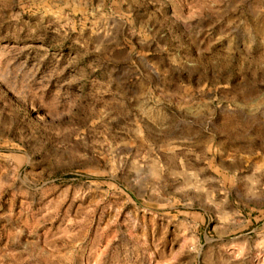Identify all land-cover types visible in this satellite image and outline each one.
<instances>
[{
    "label": "rangeland",
    "instance_id": "1",
    "mask_svg": "<svg viewBox=\"0 0 264 264\" xmlns=\"http://www.w3.org/2000/svg\"><path fill=\"white\" fill-rule=\"evenodd\" d=\"M0 264H264V0H0Z\"/></svg>",
    "mask_w": 264,
    "mask_h": 264
}]
</instances>
